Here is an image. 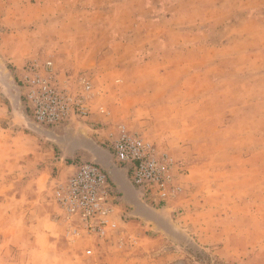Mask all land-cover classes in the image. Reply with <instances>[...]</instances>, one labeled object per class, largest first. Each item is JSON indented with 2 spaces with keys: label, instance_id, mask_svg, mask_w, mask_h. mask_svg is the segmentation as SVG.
I'll return each instance as SVG.
<instances>
[{
  "label": "rangeland",
  "instance_id": "1",
  "mask_svg": "<svg viewBox=\"0 0 264 264\" xmlns=\"http://www.w3.org/2000/svg\"><path fill=\"white\" fill-rule=\"evenodd\" d=\"M44 72L75 97L89 80V115L38 121L27 79ZM139 104L150 124L129 128ZM179 106L202 109L200 154L168 143ZM119 124L175 159L174 200L115 162L100 135ZM83 162L113 172L126 217L108 239L69 236L56 201ZM0 264H264V0H0Z\"/></svg>",
  "mask_w": 264,
  "mask_h": 264
},
{
  "label": "built area",
  "instance_id": "2",
  "mask_svg": "<svg viewBox=\"0 0 264 264\" xmlns=\"http://www.w3.org/2000/svg\"><path fill=\"white\" fill-rule=\"evenodd\" d=\"M34 71V70H33ZM53 72L34 73L27 79V99L35 118L53 124L72 111L89 115L92 84L81 79L85 94L75 97L68 87H60ZM105 111V110H104ZM103 111V112H104ZM117 164L127 166L133 184L142 196L159 204L174 200L182 191L175 173L177 162L140 131L117 125L106 138ZM108 173L99 165L83 162L63 183L56 185L55 197L69 236L108 239L120 231L124 218L119 195Z\"/></svg>",
  "mask_w": 264,
  "mask_h": 264
},
{
  "label": "crops",
  "instance_id": "3",
  "mask_svg": "<svg viewBox=\"0 0 264 264\" xmlns=\"http://www.w3.org/2000/svg\"><path fill=\"white\" fill-rule=\"evenodd\" d=\"M88 64H89V62H88ZM170 97L173 98V97H175V95L173 94ZM136 103L138 104L139 102L137 101ZM132 107H131V111L129 112V115H128L129 120L131 122V123H128L129 128L131 125H133V126L135 125L136 127L139 126L136 129H140L142 125L145 124V126H147L148 124H150L148 116L151 114L152 110L145 108V107L141 106L140 104L134 106L133 109H132ZM183 109L184 108L182 106H179V108L176 110V113L174 112L175 110H172V111H168V113L162 115V119H161L162 124H163V121H166V119H168V116H169V120H171V123H172L171 125H174V128L179 130V131H176V134H178V135H176V137L173 136L170 139V141H168V143H169V145H171V147L173 149L178 150L180 152V151H184V149H185L184 145H186L188 142L192 141V146L194 148V151H196L200 154L203 151L201 152L200 147H202V146H199V143L201 144V141L203 142V138H201V137L203 135L205 136L203 131L207 130V128L204 129L201 127V124H198V121H200V118H198V116L200 114V110H202V109L200 108V106H198L197 111L188 113L186 116L180 114ZM125 116H127V115H125ZM93 117L95 118V115ZM163 117H165V118H163ZM221 127H224L222 121H220L218 123V128H217L218 129V136L220 135V131L222 130ZM174 128H171L172 132H173ZM62 129H64V128H62ZM63 131H64L63 133H65V129ZM110 131H111V127H108L107 129H105L104 131L101 132L100 137L102 138V140H106ZM137 131H140V130H137ZM156 131L159 132V133L155 132V134L158 136H160L164 133V131L162 129H157ZM140 132L143 134L145 131L141 130ZM89 134L91 135V133H89ZM143 135H145V134H143ZM182 136H183V138H181ZM202 145H203V143H202ZM109 150L111 151V149H109ZM186 150H187L188 155L191 156L193 154L191 152V151H193L192 149L188 150L186 148ZM217 150H219V147H218V149L216 148L215 150H212V153H215ZM82 152H84V151L83 150L75 151L73 153L72 157H79ZM60 162L62 163V160ZM125 167H127V166H125ZM206 167H208V165L206 162H204V158H202L201 160L191 164V168L193 169L192 172H194V173L195 172H200V173L202 172V174H203V171H201V170L203 168H206ZM74 169H75V163L74 164L71 163L70 165L66 166V168L63 170V173H62V175L64 174L63 177L66 178L69 174H71L74 171ZM110 174L112 175L113 172L111 171L108 174L109 177H110ZM110 179H111V177H110ZM113 186L115 188V185H113ZM123 197L126 198L125 193H123ZM123 201H124L123 204H127V202L125 200H123ZM133 210H134V208H133Z\"/></svg>",
  "mask_w": 264,
  "mask_h": 264
},
{
  "label": "flooded vegetation",
  "instance_id": "4",
  "mask_svg": "<svg viewBox=\"0 0 264 264\" xmlns=\"http://www.w3.org/2000/svg\"><path fill=\"white\" fill-rule=\"evenodd\" d=\"M123 195V194H122ZM123 197V196H122ZM124 198V197H123Z\"/></svg>",
  "mask_w": 264,
  "mask_h": 264
}]
</instances>
